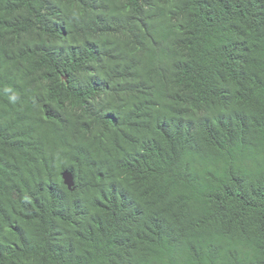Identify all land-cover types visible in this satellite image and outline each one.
Wrapping results in <instances>:
<instances>
[{"label":"trees","instance_id":"16d2710c","mask_svg":"<svg viewBox=\"0 0 264 264\" xmlns=\"http://www.w3.org/2000/svg\"><path fill=\"white\" fill-rule=\"evenodd\" d=\"M0 264H264V0H0Z\"/></svg>","mask_w":264,"mask_h":264},{"label":"water","instance_id":"95a60500","mask_svg":"<svg viewBox=\"0 0 264 264\" xmlns=\"http://www.w3.org/2000/svg\"><path fill=\"white\" fill-rule=\"evenodd\" d=\"M62 175H63L64 182H65L70 188H72L73 185H74V182H75V180H74V176H73L72 172L66 170V171L63 172Z\"/></svg>","mask_w":264,"mask_h":264},{"label":"clouds","instance_id":"9594fccd","mask_svg":"<svg viewBox=\"0 0 264 264\" xmlns=\"http://www.w3.org/2000/svg\"><path fill=\"white\" fill-rule=\"evenodd\" d=\"M66 171V170H65ZM68 171V170H67ZM66 184V183H65ZM70 188V187H69Z\"/></svg>","mask_w":264,"mask_h":264}]
</instances>
